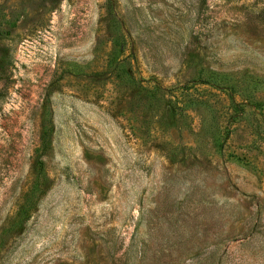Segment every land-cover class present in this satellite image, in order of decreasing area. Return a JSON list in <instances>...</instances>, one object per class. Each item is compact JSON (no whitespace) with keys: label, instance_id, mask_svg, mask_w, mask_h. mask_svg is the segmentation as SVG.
I'll use <instances>...</instances> for the list:
<instances>
[{"label":"rangeland","instance_id":"1","mask_svg":"<svg viewBox=\"0 0 264 264\" xmlns=\"http://www.w3.org/2000/svg\"><path fill=\"white\" fill-rule=\"evenodd\" d=\"M0 264H264V0H0Z\"/></svg>","mask_w":264,"mask_h":264}]
</instances>
